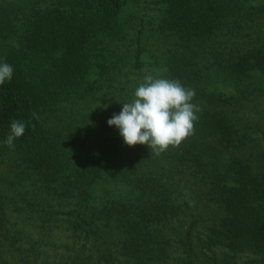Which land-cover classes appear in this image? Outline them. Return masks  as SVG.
<instances>
[{
  "label": "trees",
  "instance_id": "trees-1",
  "mask_svg": "<svg viewBox=\"0 0 264 264\" xmlns=\"http://www.w3.org/2000/svg\"><path fill=\"white\" fill-rule=\"evenodd\" d=\"M2 62L0 264H264V0H0ZM146 74L201 108L159 155L107 123Z\"/></svg>",
  "mask_w": 264,
  "mask_h": 264
},
{
  "label": "clouds",
  "instance_id": "clouds-1",
  "mask_svg": "<svg viewBox=\"0 0 264 264\" xmlns=\"http://www.w3.org/2000/svg\"><path fill=\"white\" fill-rule=\"evenodd\" d=\"M13 73L12 65L0 63V85L11 81ZM195 95V90L179 79L146 74L136 87L134 98L124 102L121 111L113 113L107 123L119 130L126 145H147L159 155L194 135L197 114L201 111L199 105L193 103ZM32 117L39 119L36 112ZM30 123L31 120H12L10 133L3 143L14 148V141L25 133Z\"/></svg>",
  "mask_w": 264,
  "mask_h": 264
}]
</instances>
